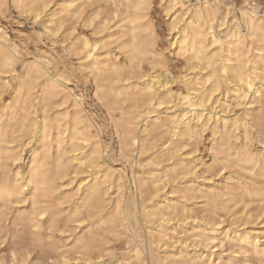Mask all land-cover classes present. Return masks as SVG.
I'll return each instance as SVG.
<instances>
[{
  "label": "bare ground",
  "instance_id": "bare-ground-1",
  "mask_svg": "<svg viewBox=\"0 0 264 264\" xmlns=\"http://www.w3.org/2000/svg\"><path fill=\"white\" fill-rule=\"evenodd\" d=\"M154 1L10 0L78 61L26 59L0 26V247L12 260L37 249L48 264H106L112 238L132 247L110 264H216L226 241L224 264L264 258V12L244 0L229 25L234 0ZM78 73L132 186L69 86Z\"/></svg>",
  "mask_w": 264,
  "mask_h": 264
},
{
  "label": "rangeland",
  "instance_id": "rangeland-1",
  "mask_svg": "<svg viewBox=\"0 0 264 264\" xmlns=\"http://www.w3.org/2000/svg\"><path fill=\"white\" fill-rule=\"evenodd\" d=\"M9 1V7L6 9V11L3 13V15H0V26L7 32L8 36L11 38V40L18 45L19 50L21 54L26 58L30 60H34L35 57H40V56H51L56 61H61V65L63 63L66 65V67L71 66L72 68H76L78 61L75 59V57H70L64 54L62 51L61 45L56 44L54 37L48 33L44 32L43 29V24L40 21L34 22L33 18L26 13H19V11L14 8ZM197 0H191V2H196ZM227 1V0H226ZM234 3H228V14H227V22L230 25L231 21L234 20V18H239L240 17V9L243 6L244 0H234ZM259 3V9L261 12H264V0H257ZM154 9L158 8L160 11L163 7L158 3V0H155L153 3ZM159 5V6H158ZM158 6V7H157ZM158 10V11H159ZM224 10V8H223ZM225 11V12H227ZM155 19L159 22L162 20H168L169 16H165V11L157 14H154ZM165 17V18H163ZM159 22L156 23L158 26ZM159 28V26H158ZM160 31H161V36L163 40H166L168 36L165 37V32L163 33V24L160 26ZM225 31V30H224ZM47 35V36H46ZM165 37V38H164ZM45 53V54H44ZM26 55V56H25ZM60 56V57H59ZM61 56L64 58V62L61 59ZM73 58V59H72ZM71 60H74L73 62L76 64L73 67V63ZM168 61L172 66H174V70L177 68L182 67V63L179 59L175 58L174 55L169 57ZM54 62H51V65L54 66ZM53 63V64H52ZM69 63V64H68ZM72 63V65H70ZM175 64V65H174ZM181 64V65H180ZM177 65V66H176ZM21 69V68H20ZM21 71V70H20ZM79 74V73H78ZM76 76H71V82L69 83V86L74 90L75 93L78 95H82L84 98V104L86 106L87 111L93 117V120L95 121L96 128L101 132V137L104 140L106 144V156L108 158V162L110 165L116 167V168H124L126 170V173L129 179V183L132 186V178L131 176V171L132 168L127 164V162L123 159L122 156H120L119 153V142L118 139L114 133L112 123L109 121L108 114L104 107L94 98V91H93V86L91 82H86L82 79L80 74ZM83 80V81H82ZM176 84L180 86L181 84L176 81ZM98 126V127H97ZM100 128V129H99ZM257 146L261 148L263 145L260 143H257ZM137 154L134 153V157H136ZM204 159L207 161H210V157L207 153H204ZM147 155H144V158H146ZM138 159V156L136 157ZM135 159V160H136ZM148 159H144L142 162L147 163ZM134 170L137 172H140V169L138 165H136V161L133 164ZM147 168V167H146ZM227 222V221H226ZM225 222V224H227ZM257 223V222H256ZM174 222L170 223V226H173L176 228V224ZM250 224V223H249ZM246 224L245 227H253L255 224ZM249 225V226H248ZM243 227V226H242ZM115 238H112L111 245L113 246V254L112 255H107L105 256V263L110 264L112 262V259H122L124 256H127L129 250H131L132 244L128 243L125 240H118V242ZM123 242V243H121ZM125 242V244H124ZM129 246H128V245ZM125 245V246H124ZM127 245V246H126ZM229 245V247H228ZM227 241L224 243L223 247L221 250L223 251L222 258L225 260H217L215 261L216 264H224L226 263V258H228L229 255L232 254V252L236 249L234 248L233 245L228 243ZM233 246V247H232ZM229 248H232L233 251H230ZM5 249V250H4ZM11 250L9 248L7 249L5 245L0 247V256H4V260L6 259V262L8 264H22L19 260H12L11 259ZM231 252V253H230ZM230 253V254H229ZM2 254V255H1ZM228 254V255H226ZM114 255V256H113ZM48 253L46 252H41L40 250H33L30 255H29V262L27 264H48ZM113 256V257H111ZM121 257V258H119ZM253 258V259H252ZM251 258L250 264H264V258L263 259H258V257L253 256ZM220 261V262H219ZM223 261V262H222ZM256 261V262H255ZM260 261V262H258ZM263 261V262H262ZM47 262V263H46ZM50 262V261H49ZM254 262V263H253ZM76 261H70L68 264H74ZM240 264H244L243 262Z\"/></svg>",
  "mask_w": 264,
  "mask_h": 264
}]
</instances>
